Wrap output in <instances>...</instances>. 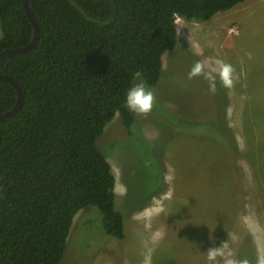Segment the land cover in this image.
<instances>
[{"label": "trees", "instance_id": "obj_1", "mask_svg": "<svg viewBox=\"0 0 264 264\" xmlns=\"http://www.w3.org/2000/svg\"><path fill=\"white\" fill-rule=\"evenodd\" d=\"M243 1L29 0L37 44L0 58L24 97L0 120V264H62L74 218L88 206L107 236L125 241L116 176L98 140L117 114L133 136L126 93L137 71L150 86L163 79L178 17L208 21ZM0 25V52L34 36L23 0H0ZM17 99L0 78V114Z\"/></svg>", "mask_w": 264, "mask_h": 264}, {"label": "rangeland", "instance_id": "obj_2", "mask_svg": "<svg viewBox=\"0 0 264 264\" xmlns=\"http://www.w3.org/2000/svg\"><path fill=\"white\" fill-rule=\"evenodd\" d=\"M176 20L179 42L164 55L163 79L145 82L156 96L152 112L137 115L133 136L117 114L98 140L116 176L126 239L107 236L97 209L85 207L62 264H209L207 250L224 242L248 264L264 253V0L205 22ZM219 56L238 75L237 95L223 100L224 89L210 91L203 75L189 78L197 61L207 72Z\"/></svg>", "mask_w": 264, "mask_h": 264}, {"label": "clouds", "instance_id": "obj_3", "mask_svg": "<svg viewBox=\"0 0 264 264\" xmlns=\"http://www.w3.org/2000/svg\"><path fill=\"white\" fill-rule=\"evenodd\" d=\"M214 63L217 67L205 72V64L197 61L189 73V78L203 75L204 78L208 80L209 90L212 92L216 91L217 77L219 78L222 87L226 89L234 87L233 67L219 59L215 60ZM134 75L137 78V82H135L126 93L125 107L139 116L147 117L153 110L156 96L154 91L146 85L139 71ZM158 235L162 238V234ZM233 239H235V237H233ZM218 257L223 259V264H248L246 260L239 261L232 258V252L229 249L227 242L222 243L218 247H212L207 250L209 264H219ZM257 264H264V253H261L258 256Z\"/></svg>", "mask_w": 264, "mask_h": 264}, {"label": "water", "instance_id": "obj_4", "mask_svg": "<svg viewBox=\"0 0 264 264\" xmlns=\"http://www.w3.org/2000/svg\"><path fill=\"white\" fill-rule=\"evenodd\" d=\"M23 2H24V8H25V10H26L28 16L30 17L32 24L34 26V36H33L32 40L25 46L16 47V48H9V49H6V50L0 52V58L3 56L9 55V54L25 52V51L31 49L32 47H34L38 42V39L40 36V26L38 24L36 17L34 16L32 10H31V8H30L29 0H23ZM0 78L8 80L11 84H13L15 86V88L18 92V99H17L15 105L10 110L0 114V120H4V119H7L8 117H10L11 115H13L14 113H16L20 109V107L23 103L24 97H23L22 89H21V87H20V85L16 79H14L13 77H11L9 75L1 74V73H0Z\"/></svg>", "mask_w": 264, "mask_h": 264}, {"label": "crops", "instance_id": "obj_5", "mask_svg": "<svg viewBox=\"0 0 264 264\" xmlns=\"http://www.w3.org/2000/svg\"><path fill=\"white\" fill-rule=\"evenodd\" d=\"M247 0H245V1H243V2H241V3H239L238 5H236L235 7H239V5L240 4H245V2H246ZM234 7V8H235ZM229 10H231V9H229ZM229 10H226V11H229ZM222 12H224V11H222ZM219 13H221V12H219ZM218 13V14H219ZM218 14H216V15H218ZM215 15V16H216ZM214 16V17H215ZM213 17V18H214ZM240 17H242L241 15H239L238 16V18H240ZM212 18V19H213ZM243 18V17H242ZM209 21V20H208ZM201 22H205V21H201ZM219 24V23H218ZM233 23L231 22L228 26L227 25H225V24H223V28H224V32L226 31V29L227 28H229L231 25H232ZM234 30V28H231L230 29V32H232ZM223 39V38H222ZM222 39L220 38L218 41H222ZM224 39H226L227 40V38H224ZM215 54H217V53H215ZM165 55V54H164ZM164 55H163V70H164ZM217 59H219V60H222L223 62H225L226 64H231L232 63V61H230V59H227V60H225L224 61V57L222 58V56H219L218 58H215V60H217ZM215 67H217L216 65H215V63L213 64V68H215ZM212 68V69H213ZM164 72V71H163ZM164 74V73H163ZM233 79H238V75L237 74H234L233 73ZM216 85H218V87H220V89H224L223 91H225V93H224V96H222V98H221V100H223L224 98H225V95H227V94H229V95H237L236 94V89L234 90L233 89V87L231 88V89H226V88H224V87H222L221 86V84H220V81H219V78L217 77V80H216ZM230 109H233V107H231V105H230ZM254 145V144H253ZM255 157H256V155H255ZM257 158V157H256ZM262 173H264V172H261V175H262ZM263 177L261 176L260 177V183L262 184L263 183Z\"/></svg>", "mask_w": 264, "mask_h": 264}]
</instances>
